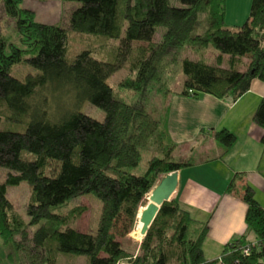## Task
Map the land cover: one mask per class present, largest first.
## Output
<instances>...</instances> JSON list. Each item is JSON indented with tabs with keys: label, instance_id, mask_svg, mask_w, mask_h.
I'll return each instance as SVG.
<instances>
[{
	"label": "trees",
	"instance_id": "obj_1",
	"mask_svg": "<svg viewBox=\"0 0 264 264\" xmlns=\"http://www.w3.org/2000/svg\"><path fill=\"white\" fill-rule=\"evenodd\" d=\"M0 1L27 47L23 52L12 45L8 55L0 49V169L8 171L0 183L4 247L12 244L20 251L30 244L25 251L28 264H56L59 254L85 256L86 264H264V209L240 175L227 192L247 207L246 231L224 247L219 259L204 258L207 224L195 223L173 199L163 203L141 240L135 228L147 196L162 177L191 166V160L173 163L175 146L167 143L160 122L117 99L106 74L94 66L123 70L126 76L120 88L141 92L160 81L171 51L186 49L198 59L181 60L184 81L177 94L237 100L253 80L264 82V0L251 1L246 22L235 30L225 25V0H179L180 8L171 7L169 0H61L79 5L71 12L67 28L34 22L31 11L19 8L22 0ZM157 27L166 31L154 43ZM73 33L104 36L118 44L104 60L90 51L71 59L69 35ZM134 42L145 46L134 50ZM210 47L218 52L213 63L204 60ZM29 51L35 56L24 58ZM224 57L229 59L227 68H222ZM175 62L172 56L170 63ZM15 66H29L37 74L19 81L11 76ZM57 96L65 98L63 107L54 104ZM84 103L101 110L103 121L78 112ZM3 120L24 124L25 130H4ZM252 121L264 129V100ZM214 139L225 151L235 143L225 130ZM150 141L158 145L159 158L152 157L144 175L129 174V161L136 162L137 149ZM21 183L31 187L28 224L8 200L7 188ZM82 196H93L100 204L96 227L86 233L70 226L80 216L78 210L67 216L50 213L51 208ZM42 220L44 224L29 234L28 226ZM128 235L141 241L136 253L126 252L118 241ZM11 253L5 252L7 263L12 261Z\"/></svg>",
	"mask_w": 264,
	"mask_h": 264
},
{
	"label": "crops",
	"instance_id": "obj_2",
	"mask_svg": "<svg viewBox=\"0 0 264 264\" xmlns=\"http://www.w3.org/2000/svg\"><path fill=\"white\" fill-rule=\"evenodd\" d=\"M189 59L197 60V54ZM228 60L223 58L222 68H227ZM244 62L241 60L242 65ZM183 81L177 91L167 95L160 119L167 143L175 146L172 157L178 158L179 154L180 160H191V166L176 172L177 187L171 200H176L195 223L207 224L202 250L205 260L213 261L246 231L247 207L227 192L236 175L253 189L256 202L264 209V129L252 121L264 100V82L253 80L249 91L237 100H218L209 95L179 96ZM223 130L235 137L227 151L214 139ZM248 240L255 244L253 235ZM4 260L0 249V264Z\"/></svg>",
	"mask_w": 264,
	"mask_h": 264
},
{
	"label": "rangeland",
	"instance_id": "obj_3",
	"mask_svg": "<svg viewBox=\"0 0 264 264\" xmlns=\"http://www.w3.org/2000/svg\"><path fill=\"white\" fill-rule=\"evenodd\" d=\"M252 0H225V25L228 29L235 30L242 26L248 16ZM171 7L180 8L179 0H169ZM79 7L76 3H65L61 0H22L19 5L20 9L31 11L34 14V22L44 25L60 26L63 28L68 27L69 17L71 12ZM164 27H157L153 39L155 42H159L162 35L165 33ZM118 44V40H112L104 36L93 35H80L73 33L69 35V57L72 59L75 55L83 52L90 51L98 60H104L107 56H110L114 46ZM15 46L21 51H26L27 47L23 46L20 42V36L16 31L15 20L6 16L3 5L0 1V49L4 51L6 55L10 53V46ZM142 45L134 42L133 48L138 49ZM218 52L213 47H210L204 54V60L208 63H213L214 57ZM24 58H30L35 56L32 51L26 52ZM176 57L175 63L171 62V57ZM193 57L194 53L186 49H176L170 52L165 57L167 64L164 66V70L159 73L160 81L152 82L146 85L141 92H133L120 88V83L124 80L126 73L118 68H109L94 65L95 68L103 71L106 74L107 83L114 91V96L117 99L123 100L127 104L134 106L136 109L150 114L154 119L160 122L163 117L164 109L167 106V95L170 92H175L179 89V82L184 78L181 70V60L184 57ZM37 71L29 66H15L11 70V76L19 81H24L28 75H36ZM63 103H67L65 98L57 96L54 100V104L61 107ZM63 109V108H62ZM85 114L97 122H102L104 119V113L98 108L84 103L79 111ZM4 130L14 133H20L25 130L24 124H16L10 120H3L2 126ZM160 131L162 125L159 124ZM162 132V131H161ZM133 133V127L130 129V134ZM158 145L150 141L144 148L137 149L138 160L133 163L129 161L126 171L134 176H142L146 173L148 163L153 156L158 157L160 153L157 151ZM184 152V151H183ZM172 160L173 163L179 162V154ZM132 158L131 156L129 157ZM159 158V157H158ZM129 159V160H130ZM52 167H54L52 165ZM8 171L6 169H0V183H3ZM49 176V173H47ZM8 200L13 205L15 212L21 217L25 223H29L26 207L29 204L31 198V187L26 183H21L16 187H8ZM147 199V198H146ZM72 210H78L80 216L76 217L70 226L77 229L81 233L89 232L91 229L94 231L100 214V204L93 196H82L76 199L67 201L65 204L50 209V213L53 215L67 216ZM143 209L140 210V212ZM42 220L37 225L28 226L27 230L29 234L35 232L44 224ZM95 224V225H94ZM139 225V223H137ZM138 226L135 231L139 233ZM133 233V232H132ZM131 233V234H132ZM130 234V235H131ZM128 235L124 239L118 241L123 245L126 252L135 253L139 249L141 241L136 242ZM16 240H20L19 237ZM30 244H26L20 251H15L12 244L4 247L0 238V248L3 252L8 254L12 251V261L7 263L6 259L4 264H28L25 251L29 249ZM87 258L85 256L65 255L59 254L56 264H86Z\"/></svg>",
	"mask_w": 264,
	"mask_h": 264
},
{
	"label": "water",
	"instance_id": "obj_4",
	"mask_svg": "<svg viewBox=\"0 0 264 264\" xmlns=\"http://www.w3.org/2000/svg\"><path fill=\"white\" fill-rule=\"evenodd\" d=\"M176 187L177 175L175 172L162 177L147 196L149 203H146L145 200V207L141 208L143 209L141 212V209L139 210L137 216V223L140 224L139 235L141 240L146 236L163 203L171 200Z\"/></svg>",
	"mask_w": 264,
	"mask_h": 264
},
{
	"label": "built area",
	"instance_id": "obj_5",
	"mask_svg": "<svg viewBox=\"0 0 264 264\" xmlns=\"http://www.w3.org/2000/svg\"><path fill=\"white\" fill-rule=\"evenodd\" d=\"M243 254H244L245 256H248V255H249V253H248V249H244V250H243Z\"/></svg>",
	"mask_w": 264,
	"mask_h": 264
},
{
	"label": "bare ground",
	"instance_id": "obj_6",
	"mask_svg": "<svg viewBox=\"0 0 264 264\" xmlns=\"http://www.w3.org/2000/svg\"><path fill=\"white\" fill-rule=\"evenodd\" d=\"M146 203H149L148 197H147V199H146ZM137 226H138V229H140V224L137 225Z\"/></svg>",
	"mask_w": 264,
	"mask_h": 264
}]
</instances>
